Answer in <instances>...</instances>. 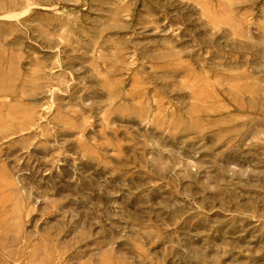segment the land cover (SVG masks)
<instances>
[{
    "label": "rangeland",
    "instance_id": "374dc122",
    "mask_svg": "<svg viewBox=\"0 0 264 264\" xmlns=\"http://www.w3.org/2000/svg\"><path fill=\"white\" fill-rule=\"evenodd\" d=\"M0 264H264V0H0Z\"/></svg>",
    "mask_w": 264,
    "mask_h": 264
}]
</instances>
